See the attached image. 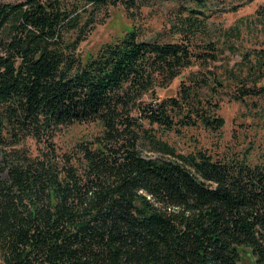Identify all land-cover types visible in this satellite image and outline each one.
Masks as SVG:
<instances>
[{"label": "trees", "instance_id": "obj_1", "mask_svg": "<svg viewBox=\"0 0 264 264\" xmlns=\"http://www.w3.org/2000/svg\"><path fill=\"white\" fill-rule=\"evenodd\" d=\"M118 6L130 12L136 0L0 3V264H264V164L177 154L144 131L143 120L170 131L192 116L223 126L183 84L131 115L160 79L214 62V45L195 53L129 28L82 62L83 14ZM93 122L98 138L57 152L61 128ZM26 139L38 156L15 149ZM146 146L165 157L144 156Z\"/></svg>", "mask_w": 264, "mask_h": 264}, {"label": "rangeland", "instance_id": "obj_2", "mask_svg": "<svg viewBox=\"0 0 264 264\" xmlns=\"http://www.w3.org/2000/svg\"><path fill=\"white\" fill-rule=\"evenodd\" d=\"M23 1L0 0V3ZM89 12L83 14L81 25L90 20L82 30L83 40L76 51L82 62L95 57L104 45L122 38L129 28H135L142 41L184 42L191 44L195 53L206 51L207 44L214 45V62H194L169 84L160 79L131 115L141 117L142 107L154 99L159 102L178 97L183 84L196 91L193 97L200 103L196 106L198 113L221 119L223 126L210 129L192 116L194 125L170 131L143 120L144 131L174 148L177 154L201 152L213 159L239 157L252 166L264 164V0H136L130 12L121 6L104 7L91 15ZM187 20L200 31L187 30ZM73 38L74 33L68 34V39ZM202 79H206L207 86L200 82ZM249 89L251 93L241 92ZM102 132L99 123L74 124L61 128L53 143L59 154H72L78 145L92 143ZM15 149L32 157L42 150L30 139ZM150 150L146 146L143 155L153 159L165 157ZM1 160L0 149V165ZM4 177L0 173V179ZM239 264L252 263L248 256H243Z\"/></svg>", "mask_w": 264, "mask_h": 264}]
</instances>
